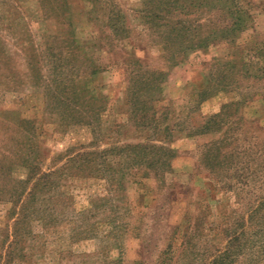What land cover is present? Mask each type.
<instances>
[{
    "label": "rangeland",
    "instance_id": "374dc122",
    "mask_svg": "<svg viewBox=\"0 0 264 264\" xmlns=\"http://www.w3.org/2000/svg\"><path fill=\"white\" fill-rule=\"evenodd\" d=\"M261 67L264 0H0V264H264Z\"/></svg>",
    "mask_w": 264,
    "mask_h": 264
},
{
    "label": "trees",
    "instance_id": "16d2710c",
    "mask_svg": "<svg viewBox=\"0 0 264 264\" xmlns=\"http://www.w3.org/2000/svg\"><path fill=\"white\" fill-rule=\"evenodd\" d=\"M207 1H209V0H207ZM234 11H236V10H234ZM241 13V12H240ZM245 13V12H244ZM180 20V22H179V25H177L178 27L179 26H182L183 24H184V20H181V19H179ZM237 20H240V18H237ZM176 24V23H175ZM238 23H236V25H237ZM264 67H261L260 69H263ZM258 233H260L261 235H263V238H264V230H260V231H258ZM262 244H264V241H262Z\"/></svg>",
    "mask_w": 264,
    "mask_h": 264
}]
</instances>
